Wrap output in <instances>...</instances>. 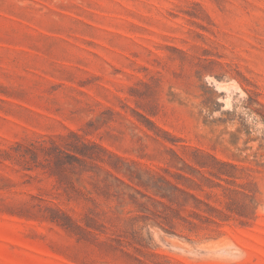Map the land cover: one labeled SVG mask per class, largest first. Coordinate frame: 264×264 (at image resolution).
Listing matches in <instances>:
<instances>
[{
	"label": "rangeland",
	"instance_id": "obj_1",
	"mask_svg": "<svg viewBox=\"0 0 264 264\" xmlns=\"http://www.w3.org/2000/svg\"><path fill=\"white\" fill-rule=\"evenodd\" d=\"M0 264H264V0H0Z\"/></svg>",
	"mask_w": 264,
	"mask_h": 264
},
{
	"label": "trees",
	"instance_id": "obj_2",
	"mask_svg": "<svg viewBox=\"0 0 264 264\" xmlns=\"http://www.w3.org/2000/svg\"><path fill=\"white\" fill-rule=\"evenodd\" d=\"M82 154V153H80ZM74 159H76L77 161H81V159L77 156V155H73ZM221 172V171H218ZM164 196V195H163ZM51 213L48 215L50 220L52 221H56L59 224H61L62 226H65L66 228L69 229H78L81 228L80 224H78L75 220H73L70 216H68L61 208H59L58 206H55V208H50ZM156 215L158 217H162L163 219H167V215H163V213L159 212L156 213ZM90 221H94L96 222L95 219H91Z\"/></svg>",
	"mask_w": 264,
	"mask_h": 264
}]
</instances>
